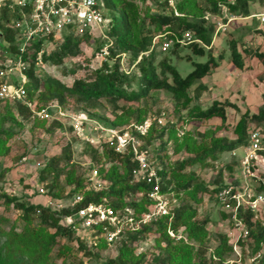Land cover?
Listing matches in <instances>:
<instances>
[{
  "label": "trees",
  "instance_id": "16d2710c",
  "mask_svg": "<svg viewBox=\"0 0 264 264\" xmlns=\"http://www.w3.org/2000/svg\"><path fill=\"white\" fill-rule=\"evenodd\" d=\"M102 2L106 11L105 16L108 19V24L105 28L107 39H102L103 45L108 40L111 42V47L108 48V55L104 58L105 61L102 66L95 70L90 78L74 80L70 87H66L56 78L48 76L39 80L33 74V71L37 68L35 62L37 54L42 50L43 43L41 41L32 42L26 52L21 55L22 61L26 63L24 73L27 80L22 83L26 92V100H32L36 96L37 102L41 103L68 92V94L77 96V99L83 101L85 105L99 107L100 104L97 100L100 98L114 106L119 99L138 101L146 95L153 98L158 92L162 91L171 95L173 111H184L187 121L200 122L216 118L221 124L225 123V108L227 106L234 107V105L228 102L214 101L206 109L198 105L192 106L189 90L196 81L209 76L217 67V60L211 52L214 27L212 25L206 26L207 18L205 15L217 17L221 14V9L226 8L231 14L249 17L252 15L249 9L250 0H177L174 6L170 8L165 0L163 7H168V12H146L143 15L144 17L140 15L138 6L133 0H102ZM158 6L160 7V5ZM17 18L18 15L15 13L0 9V47H3L4 52L7 51L12 59L18 54V49L14 45L17 30L12 25V21ZM185 32H190L193 38L198 40V42L186 44L191 53L200 57L206 56L207 60L203 63L192 62V71L183 77L167 59L157 62L152 51L149 50L152 39L155 36L160 34L166 36L167 34L169 39H180ZM86 34L74 33L73 31L64 33L57 40L62 41L58 50H53L48 55L42 52L40 62L55 66L61 65L65 57L73 55L77 51L76 46L73 45L74 39L86 37ZM178 46L179 44L175 42L174 47L177 48ZM30 51L33 53H30ZM229 52L230 61L234 67L244 70L246 68L244 56L238 52L235 41L229 42ZM244 53L248 57L257 59L264 66V52L260 50H245ZM123 54L124 58L127 55L130 57V63H128L126 69L120 68L119 59ZM172 54H175V51ZM31 58L32 61L29 63ZM218 59H222V56H219ZM188 60L190 59L188 58ZM108 61H111L112 64H109ZM134 68L138 76L132 74V69ZM134 81L136 90L127 93L125 85H129ZM13 104L16 105L20 116H27L30 113L22 102ZM157 114L163 115V113ZM145 120L146 118L139 120L137 115L136 124L134 125L141 124ZM248 122L264 123V102L257 114L250 116L244 114L240 118L234 127V135L236 137L234 140H227L225 137L220 136H213L208 140L202 139L201 141L189 136L183 137L180 142L175 140V144L180 143V147L183 148L185 153L189 154V157L177 162L173 168L161 167L159 169V175L162 179H165V185L162 187L163 191L166 190V186L171 185V191L176 198L181 193H185L195 200L197 193L209 191L216 197V194L224 186L220 184L208 190V186L193 172L184 171L195 165L204 166L207 159L213 160L220 153L231 152L243 147L247 138ZM106 124L113 126L112 123ZM61 127V122L55 119L49 125L48 131L60 129ZM69 129L71 130L70 127ZM165 136L174 138L175 128L169 126V124L162 126L154 121L150 125L147 134L142 138L144 146H149L154 153L157 164L161 162L160 153L166 148L168 143L164 140ZM156 142L159 143L158 146H155ZM85 145H87L93 158L98 155L100 148L106 161L111 163V166L105 170V176H103L105 180L107 179L111 183L109 190L101 193H86V201H96L101 196L110 195L122 198L123 194L128 195L130 192H144L147 190V186L142 183L130 184V172L135 164L129 154L120 157L107 145ZM8 151L6 140L0 138V157L7 154ZM226 168L232 171L231 165ZM61 176H63L65 185L75 184L76 189L73 187L75 189L74 194L82 186L83 179L78 176L77 168L72 164L69 145L62 149L60 155L47 161L40 171L39 179L45 182L47 192H49L51 188L57 186ZM51 195H54L52 197L57 199L63 197L62 193L56 195L51 193ZM3 201L6 206L13 204V207L21 212L24 225L20 231H17L12 226L5 230L2 226L5 220L0 217V264H65L64 258L60 263L51 261L50 254L57 244L58 238L64 235L72 237V231L62 226L60 222L62 218L71 215L73 212L69 209L54 212L48 208L21 203L6 196ZM147 204L148 201L145 197H142L139 203H132L130 206L137 213H141L145 211ZM124 205L127 204L125 203ZM196 215V210L191 205L186 203L179 204L174 209L171 227L175 232L180 227H183L186 232V238L199 244L195 252L199 257L203 254L201 247L207 235V220H197ZM237 216L248 230L247 240L251 239L254 245L252 252L260 251L264 245V227L259 222L252 221L251 214H241L239 212ZM35 218L38 219L36 227L32 225ZM152 231L156 234L155 245L159 249V253L154 259L155 264H213L211 260L208 262L203 258H199V260L192 263L190 259L193 248L183 243V240L175 241L171 238L166 232L164 219L159 220L154 225L143 226L136 233H126L119 244L116 256L107 260L105 264H139V260H142L144 256L143 252L134 256L132 244L137 246L138 243L142 242V237ZM75 242L77 243V251L83 256H92L99 253L100 249L107 248L103 241H100L96 250L87 249L78 239ZM65 249L68 250L66 246L59 248L57 257L64 256ZM231 252L232 249L231 246L227 245L226 237L220 236L218 244L212 252V257L219 264H228L226 258ZM258 264H264V255L260 257Z\"/></svg>",
  "mask_w": 264,
  "mask_h": 264
},
{
  "label": "rangeland",
  "instance_id": "374dc122",
  "mask_svg": "<svg viewBox=\"0 0 264 264\" xmlns=\"http://www.w3.org/2000/svg\"><path fill=\"white\" fill-rule=\"evenodd\" d=\"M166 1L170 8L174 6L177 0ZM133 2L138 6L142 17H144L143 15L146 12L169 11L168 7H163L165 0H133ZM249 9L252 15L262 12L264 10V0H250ZM205 17L207 18L206 26L212 25L215 32L214 22L217 21L216 16L206 14ZM86 35V37L74 39L73 45L76 46L77 51L75 54L65 57L61 65L55 66L49 63L35 62L37 68L33 71V74L39 80L47 76L56 78L66 87H70L74 80L90 78L92 73L98 70L105 61L96 56L98 50L103 47L104 42L99 36V32ZM154 38L157 39L153 45ZM154 38L149 51H152L155 60L158 62L162 59H167L183 77L192 71V62L203 63L207 60L206 56L200 57L192 54L186 45H179L175 48V39H169L167 34L166 36L160 34ZM166 40H171L172 42L169 48L163 49V43ZM212 41L211 52L217 60V67L209 76L196 81L190 88L189 94L192 98V106L198 105L203 109L211 106L214 101L228 102L234 105V107L227 106L225 108L226 121L224 124H221L216 118L200 122L187 121L184 111H173L171 95L162 91L158 92L153 98L146 95L138 101L119 99L114 106L102 98L97 100L100 104L99 107L85 105L83 101L77 99V96L68 94V92L57 95L46 102L38 103L36 96L32 100H28L35 107V110L46 111L48 115L46 118H37L32 113L27 116H20L16 105L0 101V138L6 140V147L9 150L7 154L0 157V217L5 220L2 225L3 228L8 230L12 226L17 231H20L24 225L21 212L15 209L13 204L5 205L3 201L5 196L21 203L60 212L61 209H57L55 202L59 200L65 201L69 198L71 195L67 194L68 189H71V192L74 193L75 184L65 185L63 176H61L57 186L51 188L49 192H47L45 186L44 192L40 193L41 182L42 185H45V182L40 181L39 174L47 161L60 155L62 149L67 145L70 146L72 164L76 166L78 176L83 179L82 186L77 189L76 193L84 195L83 184L85 177L93 167H96L101 172L103 178L106 174L105 170L111 166V163L106 161L100 148L98 155L93 158L87 145H85L86 143L76 138L69 129L67 118H61L62 127L60 129L48 131L49 125L58 116L57 107L65 114H82L90 121H95L101 126L114 130H124L136 124L137 115L139 120L142 118H160L163 123L162 126L169 124V126L175 128V137H164V140L168 143L166 148L160 153L161 162L157 164L159 168H173L177 162L189 157V154L185 153L183 148L180 147V143L175 144V140L180 142L185 136L197 141L208 140L213 136L234 140L236 138L234 127L240 118L244 114L249 116L257 114L264 102V66L257 59L248 57L244 53L245 50H260L264 52V29L259 27V23L255 18L235 20L229 23L224 31H220L215 36L213 35ZM230 41L236 42L238 52L244 56L246 67L244 70L235 68L230 61ZM61 43L62 41H56L54 44H47L42 47V50L48 55L53 50H58ZM173 51H175V54H172ZM30 53L33 52L30 51ZM6 55L9 56V53L7 51L4 52L3 47H0V71L4 65L9 68L8 76L3 81L20 84V71L14 67V61L11 57L5 58ZM219 56H222V59H218ZM119 60L120 68L126 69L128 63H130L129 55L125 58L121 57ZM31 61L32 58L29 63ZM108 62L112 64L111 61ZM132 74L138 76L135 68L132 69ZM22 75H25L24 70ZM135 90V81L125 85L127 93ZM157 113H163V115L161 116ZM106 123H112L113 126H109ZM254 131L264 135V123L248 122L246 136ZM89 137L94 138L97 136L92 135ZM246 145L247 141H245L243 147ZM243 147L231 152L220 153L213 160L207 159L204 166L195 165L184 172H193L208 186V190L220 184L221 186L228 184L237 187L239 186L238 177L240 175L241 160L244 156ZM229 165L232 166V171L227 170L226 167ZM254 168L258 175L264 174L263 165L257 163ZM51 193L55 195L62 193L63 197L57 199L52 197L54 195H51ZM85 196L87 195L85 194ZM106 197L115 209H121L127 200V195L124 194L122 198L112 195ZM195 198L193 200L188 194L181 193L177 197L176 204L186 203L191 205L196 210L197 220H207V235L201 247L203 254L198 257L195 253L199 244L186 238V232L183 227L178 229V235L184 238L182 239L183 243L193 248L190 259L192 263L199 260V258H203L208 262L211 260L213 264H219L212 257V252L218 244L220 236L226 237L227 245L232 240L233 222L231 217H229V209L218 202L215 195L210 191L197 193ZM48 201L54 205H49ZM63 205H65V202ZM32 225L34 227L38 225L37 218L33 220ZM155 236V232H149L148 235L142 237L140 244L138 243L137 246L132 244L134 256H137L140 251L143 252L144 256L142 260H139V264H155L154 259L159 253V249L155 245ZM75 241L73 234L72 237L64 235L58 238L57 244L51 251L50 260L60 263L64 258L65 264H105L107 260L116 256L121 242L119 240L113 247L100 249L99 253L95 255L83 256L77 251V243ZM238 244L240 246V257L237 264H258L260 257L264 255V245L260 251L253 253L252 248L254 245L251 239L240 241ZM63 246H66L68 250L65 249L64 256L57 257L59 248ZM226 259L235 260L238 257L231 252Z\"/></svg>",
  "mask_w": 264,
  "mask_h": 264
},
{
  "label": "built area",
  "instance_id": "2783aa9c",
  "mask_svg": "<svg viewBox=\"0 0 264 264\" xmlns=\"http://www.w3.org/2000/svg\"><path fill=\"white\" fill-rule=\"evenodd\" d=\"M0 9L18 15L12 21L13 27L17 30L14 45L18 49L17 56L13 59L14 67L20 71V84H12L3 79L8 76V69L4 65L0 71V101L11 103L22 102L37 118L48 117L46 111L35 110L30 101L26 100V92L22 83L25 82V75L22 71L26 69V63L22 61L21 55L32 42H42L43 46L54 44L64 33L73 31L74 33H96L102 39H107L105 28L108 24L102 0H0ZM215 21L214 36L235 20H247L255 18L259 27L264 29V10L256 15L242 17L234 15L221 9ZM157 38L153 39V45ZM172 40V39H171ZM171 40L163 43V49L170 47ZM179 45H186L195 40L190 32H185L180 39L175 38ZM111 42L108 40L96 56L104 59L108 55V48ZM41 50L37 54L36 62H40ZM5 55V54H4ZM9 56L6 55L7 59ZM124 57V54L121 56ZM5 59V61H6ZM57 120L62 123L61 118L68 119V125L76 138L93 146L107 145L114 153L120 157L130 155L134 166L130 172V184H144L147 190L144 192H130L127 200L121 209L112 207L106 196L98 200L86 201V193H101L109 190L111 183L102 178L96 167L85 177L82 193H72L68 189L67 194L71 196L65 201L55 202L57 209H69L73 213L65 216L60 222L62 226L70 229L75 239L80 240L83 245L90 250H96L100 241H103L107 248L113 247L117 241H121L126 233H136L143 226L154 225L159 220L166 222V232L175 241L184 239L172 230L171 221L174 216V209L178 206L177 198L171 191V185H165V179L159 175L154 153L149 146H144L143 137L152 124L163 125L160 118H147L143 123L131 125L124 130H114L101 126L95 121H90L84 115L78 113L65 114L57 107ZM96 135L97 137H89ZM247 145L243 147L244 156L241 160L240 175L238 184L234 187L224 186L217 194L216 199L225 208H228L229 215L233 222V233L230 246L233 254L238 257L235 260H227L228 264H237L240 257V241L247 239L248 230L245 224L237 216L241 214H251V220L259 222L264 227V174L258 175L254 165L264 166V135L258 131L250 132L246 138ZM159 143L156 142L155 146ZM44 184L40 185L39 192H44ZM142 197L148 201L145 211L137 213L130 206L132 203H139ZM65 202V205L63 203ZM49 205H54L48 201ZM82 204V205H81ZM81 205L80 207H78ZM139 250V248H138ZM141 252V251H140ZM138 252V253H140Z\"/></svg>",
  "mask_w": 264,
  "mask_h": 264
},
{
  "label": "crops",
  "instance_id": "0c3cea01",
  "mask_svg": "<svg viewBox=\"0 0 264 264\" xmlns=\"http://www.w3.org/2000/svg\"><path fill=\"white\" fill-rule=\"evenodd\" d=\"M213 41H214V39H213ZM213 41H212V43H213ZM212 43H211V44H212Z\"/></svg>",
  "mask_w": 264,
  "mask_h": 264
}]
</instances>
